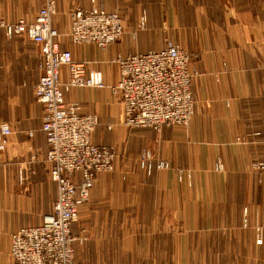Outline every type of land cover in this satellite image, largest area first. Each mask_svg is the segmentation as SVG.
Here are the masks:
<instances>
[{"label": "crops", "instance_id": "crops-1", "mask_svg": "<svg viewBox=\"0 0 264 264\" xmlns=\"http://www.w3.org/2000/svg\"><path fill=\"white\" fill-rule=\"evenodd\" d=\"M55 1L52 26L63 33L70 27L69 10L91 5V0ZM95 3L121 15L124 24L121 39L107 49L74 44L69 38L67 42L61 40V47L71 52L74 61L84 63L87 71L101 72L108 85L118 81V68L111 62L117 53L159 49L172 40L198 54L193 61L199 75L191 84L195 107L189 133L179 134L163 127L158 140L150 137L156 157L173 165H185L194 150L200 152L193 143L222 144L234 134L258 128L259 137L255 140L264 158V0H95ZM40 4V0H0V19L32 21ZM142 13L146 15L145 29L137 26ZM0 31L5 37H0V45L3 40V47L10 50L5 62L0 50V94L11 97L6 101L11 111L0 120L11 127L7 146L0 151V264H12L11 234L41 223L42 215L52 209L56 187L49 177L48 166H37L44 161L46 151L41 131L43 108L32 95V87L41 74L39 47L25 35L7 38ZM65 99L79 102L82 112L98 116L99 127L105 129V134L97 136L96 131L92 135L94 143L112 145L106 141L117 140L120 135L123 139L124 130L119 125L118 130H112L113 119L118 117L120 121L122 111L108 89L72 87L65 91ZM31 153L36 154L38 162L24 165ZM145 174L139 168H115L113 172L102 171L97 175L87 203L79 209V212L83 209V222L87 224L84 226L89 231L82 253L96 257L93 264H141L140 256L146 252L157 257L150 264H170L171 257L177 255L166 224L185 214V202L172 201V186L179 181L172 168L154 170L149 182L143 183ZM260 180V198L238 204L236 217L237 224L243 217L250 228L258 225L260 232L250 229L234 232L233 236L242 234L247 248L263 257L264 171ZM258 237L262 240L260 244L256 243ZM231 254H236L235 248Z\"/></svg>", "mask_w": 264, "mask_h": 264}, {"label": "built area", "instance_id": "built-area-1", "mask_svg": "<svg viewBox=\"0 0 264 264\" xmlns=\"http://www.w3.org/2000/svg\"><path fill=\"white\" fill-rule=\"evenodd\" d=\"M40 3L32 21L1 18L0 29L7 38L25 35L39 47L41 74L32 92L43 108L44 162L56 187V199L39 225L23 227L10 236V256L12 264H78L71 227L80 207L88 201L97 175L113 171L117 153L112 145L92 142L98 116L82 112L79 102L66 100L65 91L72 87L108 89L120 103L124 126L160 131L171 125L189 124L195 106L191 84L199 71L191 64L193 55L189 51L167 40L159 49L114 55L111 62L118 68L119 77L115 84L108 85L101 72L87 71L84 63L74 61L71 52L61 47L62 35L52 26L56 1ZM137 26L145 29L144 13ZM123 34L121 15L96 5L94 0L89 7L77 6L70 12L66 36L74 44L105 49ZM10 135L9 124L0 122V151L7 146ZM153 157L149 149H142L139 164L144 171L168 167L166 161L154 162ZM35 158L36 154L31 153L28 159Z\"/></svg>", "mask_w": 264, "mask_h": 264}, {"label": "rangeland", "instance_id": "rangeland-1", "mask_svg": "<svg viewBox=\"0 0 264 264\" xmlns=\"http://www.w3.org/2000/svg\"><path fill=\"white\" fill-rule=\"evenodd\" d=\"M73 8L74 7L69 10V14ZM60 34L62 35L61 40L67 42L68 37L66 36V32H60ZM0 37L5 39L1 31ZM3 43V40H1L2 45H0V50H2L5 62V60H7L6 56L9 54L10 50L3 47ZM108 47L109 46H107V48ZM189 52L193 55L191 63L193 65V61L198 57V54L191 51ZM10 98L9 95L0 94L1 121L3 120L2 118L9 115V111H11L10 105H7L6 102L7 99ZM117 119L118 117L113 119L115 127H113L112 130L115 131L121 127L124 130L122 134L123 139L119 138L120 135L117 140L112 139L111 141H106L112 144L117 153V162L115 161L113 171L115 168L142 169L139 164L141 149H149L153 153L154 141H150V137H156V140H158L164 130L153 131L144 127L128 128L121 123L122 119L119 118L120 121ZM192 119L193 116L191 120ZM191 120L187 126L171 125L167 128L173 129L179 134L189 133ZM98 124L99 125L96 126L92 135L97 131V136H103V134H105V129L99 127V120ZM259 132L258 128H254L251 132L237 133L222 144L213 142H204L202 144L193 143L192 146L198 147L200 152L194 150L189 155L190 162H187V165H180L179 163L173 165L169 160L167 161L156 157V153L154 152L155 154H153L154 157L152 161H166L168 167L163 170L172 168L174 174H176L177 181H179V183L176 182L175 186H172L173 204L179 203L181 199L185 202L186 206L185 211L183 210L185 214L181 213V216L175 217L172 223L166 224V232L173 236V244L178 251L177 255H173L168 263L264 264V256H259V253L253 248L248 249L247 241L244 240L242 234L235 233L233 236L234 232L242 233L244 230H253L257 233L260 232L258 225H252V228H250L246 219H243V217L239 224L236 222V217H238L237 205H243L244 200L247 201L250 199L254 202V200L260 198L259 184L261 182V171H264V158L260 156V145L258 140H255L259 137ZM149 141L151 145H148ZM29 156L30 155H28V158ZM31 162L36 163L38 160L35 159L31 161L28 159L26 164ZM38 163L37 166L39 167L44 168V164L47 166L44 161ZM154 170L161 171L162 169ZM144 172L146 174L142 177L141 182H149V175H151L152 172ZM208 202L212 204L209 205L207 204ZM244 209L245 207L243 208L242 206V213ZM173 211H176V209L173 208ZM220 211L224 213L222 214ZM82 214L83 209L79 212L78 219L71 229V236H73L72 245L79 264H93L96 262L97 258H93L91 254L82 253V244L86 241V238H89V231L84 226H87V224H84ZM44 215H42V217ZM153 226L157 227V225ZM150 228L152 229L149 225V230ZM261 242V238H256V243L260 244ZM233 248H235L236 251L235 255L231 254ZM239 252L240 254H238ZM89 253H91V250ZM144 255L141 254L140 256L141 264H150L151 259L152 261L157 259V257L148 256L147 252ZM83 261L85 263H83Z\"/></svg>", "mask_w": 264, "mask_h": 264}]
</instances>
